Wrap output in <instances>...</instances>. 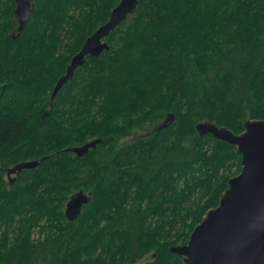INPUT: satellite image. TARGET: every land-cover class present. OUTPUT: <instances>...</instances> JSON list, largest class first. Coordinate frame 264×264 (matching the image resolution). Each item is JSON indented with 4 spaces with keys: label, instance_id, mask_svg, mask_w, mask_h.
I'll list each match as a JSON object with an SVG mask.
<instances>
[{
    "label": "trees",
    "instance_id": "trees-1",
    "mask_svg": "<svg viewBox=\"0 0 264 264\" xmlns=\"http://www.w3.org/2000/svg\"><path fill=\"white\" fill-rule=\"evenodd\" d=\"M119 1L31 0L17 34L15 2L0 0V167L38 160L11 186L0 173V264H71L96 247L76 225L104 210L114 215L96 242L118 245L109 261L84 264H184L170 246L187 242L241 169L234 145L196 125L238 134L264 120V0H137L105 38L109 49L88 56L50 104L71 57ZM64 36L71 47L55 62ZM94 139L82 156L63 151ZM145 147L153 151L133 161ZM78 190L90 201L70 222L63 207ZM197 191L205 198L194 206ZM50 214L59 225L32 244L23 233Z\"/></svg>",
    "mask_w": 264,
    "mask_h": 264
},
{
    "label": "water",
    "instance_id": "water-1",
    "mask_svg": "<svg viewBox=\"0 0 264 264\" xmlns=\"http://www.w3.org/2000/svg\"><path fill=\"white\" fill-rule=\"evenodd\" d=\"M14 2L19 34L29 19L32 3L31 0ZM136 6L137 0H120L111 9L107 21L89 35L80 50L71 57L65 73L51 91L50 104L88 56L97 57L109 49L105 38L135 11ZM172 120L173 114H167L158 128L165 127ZM196 130L200 136L211 134L217 140L234 145L241 156V170L228 179L218 205L206 211L192 229L187 242L170 246V251L181 256L184 264H264V230L255 227H264V120H247L244 130L238 134L209 122L197 124ZM100 141L94 139L63 151L82 156ZM37 164L38 160L20 162L10 168L8 174L32 169ZM89 201L90 195L83 190L72 193L64 208L66 219L75 221Z\"/></svg>",
    "mask_w": 264,
    "mask_h": 264
},
{
    "label": "rangeland",
    "instance_id": "rangeland-1",
    "mask_svg": "<svg viewBox=\"0 0 264 264\" xmlns=\"http://www.w3.org/2000/svg\"><path fill=\"white\" fill-rule=\"evenodd\" d=\"M70 47H71V36H69V37L64 36L63 38H61V41L58 42V45L56 46V48L53 49L52 52L55 54V56L53 55L54 57H52V59L55 62L60 61V60L62 61L65 58V56H67ZM46 95L47 94L43 95L41 98H36V101L39 104V112L40 113H43L47 110V109L42 108V106L45 105V103H46ZM48 96L50 97V92H49ZM132 132H134V133H132ZM132 132L128 133L126 135H123L120 142L124 143V142H128V141H130V142L134 141L135 139L132 140L131 136H129V135H133V134L135 135V133H137L139 131H132ZM141 133L144 134L146 132L143 131ZM154 149L156 150V148H154ZM152 151L153 150H148L147 147H145L143 149H139L137 152H135L136 157L134 156L133 161H134V159H137L138 161H140V159L147 157L149 155V153ZM28 161H32V160H28ZM22 162H26V161H22ZM17 178H18V175L16 176V180L14 183L18 182ZM4 181H5V179H4ZM27 182L33 183L35 181L30 180ZM27 182L23 183L22 185L25 186ZM36 182H38V183L41 182V179H38ZM40 189H42V188H40ZM204 198L205 197L201 196L200 193L198 194V191L195 192L192 195L193 205L194 206L197 204L201 205V203L204 201ZM65 204H66V202H65ZM64 208H65V206L63 207V210H64ZM113 215H114V210H109V211L104 210L103 214H98L95 218L88 215L87 216L88 219L86 220V222H87L86 224L80 225L81 224V222H80L76 225V228L74 230L79 232L80 229H85L86 234H84V236L87 235L86 237L91 238V239L93 238L94 239L93 243L95 242L94 244L96 247L89 250L88 252H86L84 254H81V255H79L78 253H77V255H76V253H73L74 258H73V260L71 259L72 260V261H70L71 264H77V263H75L76 261L78 262V264H84V263L92 262V261H96V262L101 263V262H105V261L110 260L112 254L116 250V246L118 245V243H114L115 246L106 247V250L102 251V249L98 246L99 244L96 241L99 237L101 238L103 235H105L103 232L106 229V226L108 224L109 219ZM57 217L58 216L52 215V214H50L48 216L37 217V218H40V220L38 221L39 222L38 225L35 228H32L29 235H26L24 232L23 236L27 237V239L32 244H37V243L44 241V239L46 238V234L49 233V232H47V230L52 225L53 226L51 229H53V230L56 228V225H59V221H58L59 218H57ZM43 227H44V230H41ZM39 230H41V231H39ZM10 235H14V234L10 233ZM103 238H105V236H103ZM158 239H160V238H158ZM11 242H12V240H10V243ZM161 242H162V240H161ZM72 244H74V243H72ZM152 252H153V250L148 252L147 255L152 253ZM143 261H141L140 263H142Z\"/></svg>",
    "mask_w": 264,
    "mask_h": 264
},
{
    "label": "flooded vegetation",
    "instance_id": "flooded-vegetation-1",
    "mask_svg": "<svg viewBox=\"0 0 264 264\" xmlns=\"http://www.w3.org/2000/svg\"><path fill=\"white\" fill-rule=\"evenodd\" d=\"M165 119V118H164ZM163 119V120H164ZM129 136H131V139L132 140H134V139H136V137H137V135L135 134H133V135H129ZM14 166V165H13ZM13 166H10V167H7V168H2V167H0V173H2L3 174V176H4V179H5V181H6V183H7V185L8 186H11L14 182H15V180H16V176L19 174V172L22 170H19V171H15L14 173H10V174H8V170L10 169V168H12ZM86 193V192H85ZM88 194V193H87ZM90 195V194H89Z\"/></svg>",
    "mask_w": 264,
    "mask_h": 264
},
{
    "label": "clouds",
    "instance_id": "clouds-1",
    "mask_svg": "<svg viewBox=\"0 0 264 264\" xmlns=\"http://www.w3.org/2000/svg\"><path fill=\"white\" fill-rule=\"evenodd\" d=\"M255 227H257L258 230H264V227H262L260 225H256Z\"/></svg>",
    "mask_w": 264,
    "mask_h": 264
},
{
    "label": "bare ground",
    "instance_id": "bare-ground-1",
    "mask_svg": "<svg viewBox=\"0 0 264 264\" xmlns=\"http://www.w3.org/2000/svg\"><path fill=\"white\" fill-rule=\"evenodd\" d=\"M158 48V47H157ZM139 101V100H138ZM141 105V104H140ZM141 178V177H140ZM55 217V216H54Z\"/></svg>",
    "mask_w": 264,
    "mask_h": 264
}]
</instances>
